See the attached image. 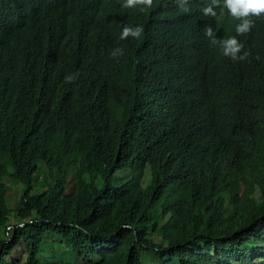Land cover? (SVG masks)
<instances>
[{"label":"trees","instance_id":"1","mask_svg":"<svg viewBox=\"0 0 264 264\" xmlns=\"http://www.w3.org/2000/svg\"><path fill=\"white\" fill-rule=\"evenodd\" d=\"M91 1L37 18L0 0V28L31 59L24 77L0 64V264H52L46 243L72 250L57 264H141L140 249L160 264H264V15L234 62L207 41L180 49L176 0ZM144 13L159 35L121 40ZM210 19L236 35L238 20ZM123 43L143 67L112 56ZM42 164L53 185L35 192ZM3 178L22 184L11 207Z\"/></svg>","mask_w":264,"mask_h":264},{"label":"clouds","instance_id":"2","mask_svg":"<svg viewBox=\"0 0 264 264\" xmlns=\"http://www.w3.org/2000/svg\"><path fill=\"white\" fill-rule=\"evenodd\" d=\"M12 7H18L11 2H27L32 12L37 14L39 18L44 10L53 12L56 9L66 7L70 0H5ZM91 1V0H90ZM93 3L102 1H116L123 2L124 8H135L141 11H146L153 8L154 4L158 1L155 0H92ZM91 1V2H92ZM200 1V2H199ZM179 10L189 14L181 22L178 34L177 44L180 49L185 53V50L192 46L194 42L201 44L207 41L211 46H218L222 55L230 58L234 62L244 61L250 55L249 52L244 51V45L237 39L238 36L247 35L251 28L254 26V21L251 17H260L264 15V0H210L209 3H204L201 0H176ZM224 15L227 18H234L239 21L235 27V36L221 39L224 36L218 35L215 28L212 27L210 16L215 18L218 22ZM147 14L144 17L135 18L130 26L124 27L120 35L121 40L129 37L139 39L144 30L155 32L159 35L163 26V22L157 23L147 19ZM220 27V28H219ZM219 34L223 31L222 23L218 24ZM216 29V30H217ZM18 36L12 34L10 31L0 28V64L5 66L8 61H13L16 65H6L7 69L16 71L19 77L27 76L31 73V59L29 54H24L20 48V42H16ZM121 48L113 51L112 56L118 58L123 54L128 57H133L131 64L137 62L143 67V63L138 60V48L132 44L123 43ZM117 53L119 55H117ZM186 54V53H185ZM187 55V54H186ZM256 59H260L259 56ZM73 81L71 75L65 76V83Z\"/></svg>","mask_w":264,"mask_h":264},{"label":"rangeland","instance_id":"3","mask_svg":"<svg viewBox=\"0 0 264 264\" xmlns=\"http://www.w3.org/2000/svg\"><path fill=\"white\" fill-rule=\"evenodd\" d=\"M116 176L117 177H123V179H125V175H123L120 172H116ZM3 180L5 182L4 188L6 191V201H7L8 206L11 207V206L15 205L16 202H18V199H20L22 184L18 181L9 180L7 178H3ZM51 185H53V180H52L51 174L46 169V167L42 164L40 166V169L36 172L35 192L36 191H43L46 188L50 187ZM161 204H162V200L157 202V205L152 209V211L150 213L151 223H155V222H158L160 220ZM9 221L15 222L12 216L9 217ZM48 236L51 239L56 238L59 240H63L61 237H57L56 235L51 234V233H49ZM152 238L155 239L156 241L159 240L158 235L155 233H152ZM50 242L52 243V241H50ZM52 246L49 243H46L44 246H42L41 253H40L41 259H43V260L47 259L52 264H57L60 259H62L63 261H68V258L72 255V250H70L69 246L67 247V245H64V244H62V245L55 244L54 245L53 243H52ZM19 247L20 246H16L15 248H13L11 250L10 256L14 257L16 254V251H19ZM58 249H59V253H58ZM56 250H57V252H56ZM53 252L56 253L57 255H54ZM140 254H141V260H140L141 264H160L159 259L154 255V253L152 251L140 249ZM72 261H73L72 264H82L81 263L82 261L79 258L76 260L73 259ZM170 264H177V263H170Z\"/></svg>","mask_w":264,"mask_h":264}]
</instances>
